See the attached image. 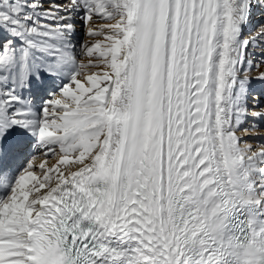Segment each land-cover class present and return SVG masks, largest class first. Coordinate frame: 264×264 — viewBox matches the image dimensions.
I'll use <instances>...</instances> for the list:
<instances>
[{"label": "snow or ice", "instance_id": "1", "mask_svg": "<svg viewBox=\"0 0 264 264\" xmlns=\"http://www.w3.org/2000/svg\"><path fill=\"white\" fill-rule=\"evenodd\" d=\"M257 15L0 0V264H264Z\"/></svg>", "mask_w": 264, "mask_h": 264}, {"label": "bare ground", "instance_id": "2", "mask_svg": "<svg viewBox=\"0 0 264 264\" xmlns=\"http://www.w3.org/2000/svg\"><path fill=\"white\" fill-rule=\"evenodd\" d=\"M254 19L260 20V21L264 22V15H257V16L254 17ZM78 25H77V33H76V36H75V39H74V43H76L78 41V38L80 37V34L82 33V27H81V30H80V29H78V28H80V25L79 26ZM86 39H87V36L85 35V32H84V40H83V42ZM77 59H78V62H84V63L87 62V59L85 57L78 56ZM251 74L253 76H255L256 75V71L253 70ZM255 87L259 90L260 85L259 84H256ZM259 123H264V121H260ZM259 131L262 134H264V128H260ZM25 135H27V134H25ZM29 139H30L29 149H31L32 145L35 144V137H30ZM251 143H253L254 145H257V146L260 145V144H264V136H262V138H260V139L251 141ZM28 155H31V151L30 150L27 152L26 156H24L22 158H19V159H17L15 161L13 175H15V173L18 172L23 167L24 163H26V161L23 162V158H26V160H27V156ZM41 159H43L42 154H41ZM40 162H41L40 160H37L36 161V164L38 165ZM55 162H56V158L55 157H48L47 158V165L48 166H51ZM35 171H36V174L39 176L40 175V171H39V168L38 167L35 169ZM3 194H4V189L3 188H0V195H3ZM9 194H10V190H9Z\"/></svg>", "mask_w": 264, "mask_h": 264}, {"label": "rangeland", "instance_id": "3", "mask_svg": "<svg viewBox=\"0 0 264 264\" xmlns=\"http://www.w3.org/2000/svg\"><path fill=\"white\" fill-rule=\"evenodd\" d=\"M79 26V25H78ZM78 29H80L81 30V25H80V28H78ZM83 40H84V30L82 29V33L80 34V37L78 38V42L81 44L82 42H83ZM30 153V152H29ZM26 156V155H25ZM26 158H23V162H25L26 160H25ZM25 160V161H24Z\"/></svg>", "mask_w": 264, "mask_h": 264}, {"label": "clouds", "instance_id": "4", "mask_svg": "<svg viewBox=\"0 0 264 264\" xmlns=\"http://www.w3.org/2000/svg\"><path fill=\"white\" fill-rule=\"evenodd\" d=\"M246 259V258H245Z\"/></svg>", "mask_w": 264, "mask_h": 264}]
</instances>
